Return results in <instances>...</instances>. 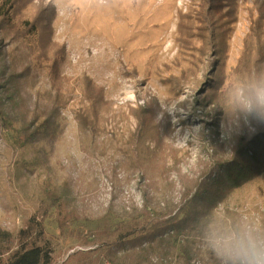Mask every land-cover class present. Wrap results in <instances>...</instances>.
I'll return each instance as SVG.
<instances>
[{
    "label": "rangeland",
    "instance_id": "374dc122",
    "mask_svg": "<svg viewBox=\"0 0 264 264\" xmlns=\"http://www.w3.org/2000/svg\"><path fill=\"white\" fill-rule=\"evenodd\" d=\"M234 2L235 18L229 28L226 24V57L220 58L218 67L213 63L217 56L211 45L206 50L198 37L183 45L186 34L179 30L181 18L190 15L197 33L206 10L202 0H108L105 4L33 0L24 9L17 8L15 13H21L14 16L15 28L21 21L32 23L42 8L51 9L53 41L44 49L47 60H38L37 55L26 52L37 47L39 36L32 37V46L26 49L16 41L21 33H10L9 38L0 33V71L12 74L15 83L22 79L18 90L34 115L44 109L49 115L52 77L66 78L62 92L68 103L58 109L60 128L52 145L19 148L0 128V227L17 231L36 213L46 176L56 185L70 177L87 206H79V221L66 227L60 228L54 215L46 220L54 259L59 264H94L97 259L109 264L106 249L97 253L99 245L89 233L103 225L105 209L113 198L117 214L123 213V205L141 207L140 183L154 181L162 207L166 201L179 203L182 181L199 178L218 153L215 147L228 139L230 129L237 132L248 125L247 120L226 116L223 93L238 67L251 20L257 17L256 8H263L264 0ZM229 11L228 5L223 7L224 14ZM53 59L59 60V68L53 67ZM83 76L104 90L108 110L102 113L98 138L107 149L102 155L85 152L79 144L77 118L89 106L79 88ZM209 97L218 99L204 104ZM143 112L150 114L156 125L158 145L155 140L144 145L136 142L137 117ZM129 142L138 149L142 168L118 166L131 158L129 150L124 153ZM33 149L41 151L36 155ZM34 156L40 164L30 170L27 163ZM144 158L148 162L140 161ZM148 168L153 177L145 174ZM157 173H164L162 177L172 188H165ZM216 211L229 223L237 218L262 222L264 179L259 185L235 191ZM209 252L202 246L203 257ZM193 263L204 264L200 260Z\"/></svg>",
    "mask_w": 264,
    "mask_h": 264
},
{
    "label": "trees",
    "instance_id": "16d2710c",
    "mask_svg": "<svg viewBox=\"0 0 264 264\" xmlns=\"http://www.w3.org/2000/svg\"><path fill=\"white\" fill-rule=\"evenodd\" d=\"M32 1L0 0V33H4V38H9L10 33H21L16 41L26 49L31 48L32 37L37 39L39 36L37 47L29 49L26 54L37 55L38 60H47L44 49L53 41L51 9L42 8L43 10L35 13L32 23L21 21V26L15 28V10L20 7L24 9ZM202 2L206 5V10L201 17V26L198 27L197 33L193 30V23L196 21L192 20L190 15L181 18L179 30L186 34L183 45H187L194 37L200 39L202 47L206 50L211 45L212 51L216 52L214 56H217L213 63H217L218 67L220 58L226 57V24L229 28L235 18V2ZM227 5L230 11L224 14L222 10ZM256 11L257 17L251 20L249 34L244 40L238 67L234 73L248 75L264 66V7L256 8ZM19 13L21 12L17 15ZM212 28H215L214 33L210 32ZM53 62V67L59 68V60L53 59ZM7 68L8 64L5 65V69ZM0 79L3 80V83L0 81V128L4 133H8V140L19 148L52 145L60 128L58 109L68 103L67 96L62 92L66 78H51L54 93L48 98L49 102L51 101L49 115L45 109L37 115L30 110L24 95L19 91L23 84L22 79L15 83L13 75L4 71H0ZM79 88L89 103L88 110L77 118L80 147L85 152L98 151L101 155L105 154L106 144L98 138L100 123L103 120L102 113L108 110L104 90L86 76L79 79ZM210 99L215 103L218 97H209L204 104H212ZM137 118L139 134L136 142L144 145L150 140H155L158 145V130L150 114L143 112ZM247 122V127H242L240 131L230 129L228 139L222 142L224 144L219 143L215 147L218 153L210 161L209 167L201 171L199 178L182 181L179 203L166 201L162 207L160 190L154 181L147 185L140 183L139 190L144 198L141 207L134 204L123 205V213L117 214L113 198L105 209L103 225L89 233L92 242L99 245L97 253L101 248L106 249L104 256L109 264H172L178 260L182 264H194L195 260L204 264H219L212 252H209L207 257L202 255V222L210 216L211 210L228 201L235 191L245 186L259 185L262 178L264 179V124L252 119ZM125 149L124 153L129 150L127 154L131 158L123 159L118 166L126 169L142 168L137 158L138 149L132 148L130 142L128 146L126 144ZM33 150L36 155L41 151ZM119 150L121 151V148ZM153 153L151 151L149 157ZM140 161L148 162L145 158ZM39 164L36 156L33 161L27 163L30 170ZM145 174L154 176L149 168ZM157 175L162 179L165 188H172L166 178L162 177L165 176L164 173ZM41 190L42 196L36 213L30 216L19 230L9 231L0 227V264H59L54 259V249L48 239L45 222L54 215L60 228L73 224L80 219L79 206L86 207L87 203L78 197L76 182L70 177L56 185L50 176H46L42 181ZM88 240L90 239L86 242ZM94 264L102 262L97 259Z\"/></svg>",
    "mask_w": 264,
    "mask_h": 264
},
{
    "label": "clouds",
    "instance_id": "9594fccd",
    "mask_svg": "<svg viewBox=\"0 0 264 264\" xmlns=\"http://www.w3.org/2000/svg\"><path fill=\"white\" fill-rule=\"evenodd\" d=\"M105 4L108 0H82ZM222 109L231 119H252L264 124V66L248 75L234 73L223 93ZM202 245L219 264H264V223L253 218L226 222L216 209L202 222Z\"/></svg>",
    "mask_w": 264,
    "mask_h": 264
},
{
    "label": "built area",
    "instance_id": "2783aa9c",
    "mask_svg": "<svg viewBox=\"0 0 264 264\" xmlns=\"http://www.w3.org/2000/svg\"><path fill=\"white\" fill-rule=\"evenodd\" d=\"M197 264V263H196ZM199 264V263H198Z\"/></svg>",
    "mask_w": 264,
    "mask_h": 264
}]
</instances>
